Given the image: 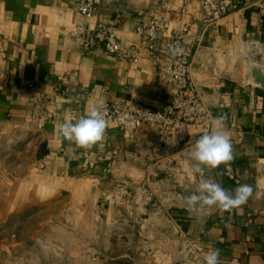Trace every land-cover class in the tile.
Masks as SVG:
<instances>
[{
  "label": "crops",
  "instance_id": "1",
  "mask_svg": "<svg viewBox=\"0 0 264 264\" xmlns=\"http://www.w3.org/2000/svg\"><path fill=\"white\" fill-rule=\"evenodd\" d=\"M78 1L0 0V264H204L212 248L221 264H264V6L238 8L205 28L198 0L183 15L175 11L181 0H104L92 19ZM119 11L118 35L141 47L138 62L85 48L70 34ZM151 17L169 24L165 34L188 23L200 36L192 77L212 111L211 132L231 138L234 157L205 168V177L229 192L251 185L241 208L189 207L183 199L198 194L191 153L211 133L203 127H192L186 142L164 143L155 124L134 132L112 124L88 149L59 134L74 105L78 120L123 97L150 108L171 99L161 77L171 62L165 40L154 67L138 32ZM102 146L129 155L107 169L96 159Z\"/></svg>",
  "mask_w": 264,
  "mask_h": 264
},
{
  "label": "built area",
  "instance_id": "2",
  "mask_svg": "<svg viewBox=\"0 0 264 264\" xmlns=\"http://www.w3.org/2000/svg\"><path fill=\"white\" fill-rule=\"evenodd\" d=\"M104 0H79V12L87 19H92L101 9ZM202 12L204 27L215 25L234 10L242 7L264 6V0H198ZM189 0H181L180 7L175 11L179 15L187 12ZM122 11L108 21H95L90 25L77 24L70 34L80 38L85 48L103 47L117 58L138 62L141 57V47L125 44L118 35ZM169 24L164 20L151 17L143 21L138 32L146 37L145 46L153 52V66H158V43L164 39L168 51L170 46L177 45L183 52L177 56L171 55V62L161 70V77L172 86L171 99L159 108L145 107L136 98H120L109 101L98 108L104 113L107 127L114 124L125 131L134 132L143 124H155L159 127V140L168 142L177 138L186 142L191 136L192 127H203L208 132L213 129L212 111L205 100V91L192 77L193 58L200 44V36L194 35L191 25L185 23L182 27L169 34ZM170 53V52H169ZM46 96H44L45 98ZM80 110L74 105L69 110V118L74 122ZM59 114L50 121L55 122ZM42 118L37 122L39 128L45 124ZM103 145V144H102ZM129 154L121 155L116 147H101L96 159L106 164L110 169L114 162ZM6 178L0 170V179ZM122 192L129 197L128 192L121 186Z\"/></svg>",
  "mask_w": 264,
  "mask_h": 264
},
{
  "label": "clouds",
  "instance_id": "3",
  "mask_svg": "<svg viewBox=\"0 0 264 264\" xmlns=\"http://www.w3.org/2000/svg\"><path fill=\"white\" fill-rule=\"evenodd\" d=\"M170 55L177 56L183 49L177 45L170 46ZM224 117H217L216 125H222ZM107 121L104 113L98 107H92L85 115L75 122H65L60 125L59 134L69 143L80 148L88 149L104 140ZM195 161L194 170L200 177L198 194L193 193L183 197L189 207H218L222 211L241 208L253 195V188L249 184L238 185L233 192H229L218 182L205 177V168L216 169L221 164L233 160V146L231 138L220 132L204 133L195 142L191 153ZM204 264H221L220 250L210 249L204 256Z\"/></svg>",
  "mask_w": 264,
  "mask_h": 264
}]
</instances>
